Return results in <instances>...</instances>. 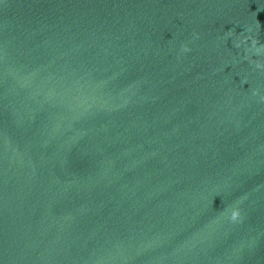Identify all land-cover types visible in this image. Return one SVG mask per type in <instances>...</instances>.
Masks as SVG:
<instances>
[{
  "label": "water",
  "instance_id": "water-1",
  "mask_svg": "<svg viewBox=\"0 0 264 264\" xmlns=\"http://www.w3.org/2000/svg\"><path fill=\"white\" fill-rule=\"evenodd\" d=\"M0 264H264V0H0Z\"/></svg>",
  "mask_w": 264,
  "mask_h": 264
}]
</instances>
